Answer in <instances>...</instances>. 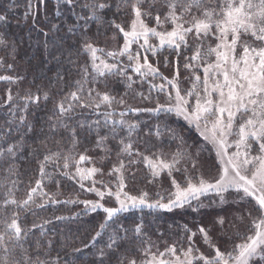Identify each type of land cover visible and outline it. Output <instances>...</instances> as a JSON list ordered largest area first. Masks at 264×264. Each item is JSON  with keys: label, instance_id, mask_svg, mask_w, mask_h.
Masks as SVG:
<instances>
[{"label": "snow or ice", "instance_id": "obj_1", "mask_svg": "<svg viewBox=\"0 0 264 264\" xmlns=\"http://www.w3.org/2000/svg\"><path fill=\"white\" fill-rule=\"evenodd\" d=\"M64 3L76 6L77 0H64ZM122 3L127 6L129 0H122ZM79 6L85 10L84 15L79 17V20L84 21V25L74 24L67 28V33L73 36L76 35L77 29L80 31L77 42L80 43L81 48L75 50V55L78 56L81 50L90 53L92 66L99 76H104L106 71L117 76H124L127 80V88L130 89L134 81L127 75L126 70L119 68L115 63L109 64L97 56L98 52L105 51L95 44V39L102 34L101 27L108 23L110 28L117 29L123 35V46L119 51H110L106 55L113 58L127 55L128 60L134 62V66L131 63L129 66L136 74L145 78L159 77L165 82L159 86L152 85V88L158 87L160 92L165 93L163 102L157 98L155 107L139 108L129 105L128 110L172 113L194 127L207 144L199 147L195 153L178 150L172 153L171 160H168L164 158L162 152H152L148 147L142 152L134 147L131 140L119 138L117 125L121 127V130L126 125L128 135L131 136L138 127L136 124L127 123L124 120L112 121V127L107 133L101 135L99 120L91 124L80 123L78 127L86 133V137H91L95 133L94 149L105 152L101 162L104 159H110L113 150L109 147L110 139L117 140L116 163L107 173L102 167L95 165L82 167L86 162L93 163V158L85 154L89 151L88 148H85L84 153L79 154L78 159L71 154V150L68 155L56 152L45 156L39 169L41 178L36 180L35 187L29 189L26 198L17 200L9 190L7 198L0 204V225H2L0 248L4 251V258L0 260V264H48L46 260L40 259L42 245L39 239L35 241V258L24 246V240L30 230L21 226L19 215L21 211L29 209L31 204L42 208L47 203H62L56 198L58 193L43 191V179L48 175L45 171L46 162L54 160H63L62 167L65 171L62 175L69 180H74L81 189L94 193L98 197L97 200H67L63 203H81L86 211L91 212L102 209L106 217L104 223L100 225L101 230L105 228L108 221H112L118 213L127 211L129 207H148L170 212L185 206L192 207L193 202H196L192 211L198 212L205 207L201 197L210 192L219 197L221 204L227 203V197L232 196L233 202L241 205L231 222L225 216L218 215L211 222V226L200 224L196 231L184 225L186 248L183 245L177 247L176 244H172L162 252L157 250L153 253L148 247L142 249V259L121 257L120 243L116 238L110 237V242L106 245L108 251L104 249L99 251L98 264H113V259L115 264H264V0H131L133 17L129 30H125V27L114 21H105V11L113 6L110 0H85ZM120 7V3H117L118 12ZM148 20H154L155 26L150 27ZM88 21H96L98 25L93 36L88 35ZM0 23H7L6 15H0ZM165 24L171 25V31L164 29ZM52 30L57 33L61 31L55 25L53 29H50ZM44 35L47 37L49 33L46 32ZM190 35L193 38L194 47H191V56H183L185 61L183 68L190 72L191 76L186 79H193V86L182 90L180 86V58L183 55L181 49L182 46L184 49L190 48L188 40ZM150 37L156 38L159 43H150ZM112 39H116L115 34ZM141 40L142 43H140ZM207 41L214 42L215 46L210 43L205 49L204 45ZM65 44L63 37H57L52 42V51L49 54L59 60L60 56L67 53L68 62L74 64L73 47L65 46ZM133 44H138L144 53L150 52L153 56L165 47L175 52L177 57L175 62L169 61L167 56L163 60L165 68L169 66V63H173L171 77L161 72L159 62L154 65L149 62L148 56L139 50L133 54L130 51ZM8 47V40L0 36V48ZM11 47L14 53L15 45ZM45 47L48 48L47 41ZM57 52L59 55L56 54ZM213 55L215 60H209L208 58ZM13 59H15L14 56ZM97 60L99 63H96ZM3 64L4 60L0 57V65ZM12 67V64H7V68ZM201 68L203 77L199 74ZM84 72L86 74L87 69ZM13 79L12 76L0 75V81L12 82ZM15 79L19 80L22 77ZM58 79L62 80L63 77L58 76ZM120 82L114 81L113 86ZM76 84V91L68 93L59 102H54V114L58 117V121L50 125L52 130L64 127L69 131L73 149L80 143L77 129L75 127L69 129L59 118L69 114L75 107L99 110L104 105L111 108L116 100V97L109 92H100L91 88L84 94L83 79L76 81ZM201 84L202 89L198 91L197 85ZM139 95L142 100L151 99L150 95L144 96L142 93ZM23 99L38 104L41 97L28 92ZM43 99L45 101L50 99L47 92L44 93ZM12 100L13 96L9 90L7 101ZM118 103L124 105L127 101L121 97ZM27 106L26 103L24 108L26 109ZM124 114L121 113L122 116ZM103 115L106 117L104 126L107 127L109 124L107 118L111 117L112 113L106 111ZM20 121L23 123L25 117L21 116ZM16 131L19 129L17 128ZM26 131L31 132L32 126L27 125ZM170 131L174 139H178L181 144L185 143L183 135H178L174 129ZM10 132L11 128L4 132V135L7 136ZM156 135H159L158 130ZM231 136L237 138L230 141ZM207 145H211V148ZM18 146V144H10L6 148L0 147V158H14ZM232 148L235 150L229 151ZM204 151L215 152V164L209 166L201 157ZM182 161L186 166L177 167ZM141 163L149 170L151 178L145 177L148 183H153L165 171L170 178V188L163 192H156L155 199L151 198L148 191L140 190L139 194L133 195L127 190L128 182L136 180V171L132 170L133 166ZM187 165H190V168ZM70 167H74L75 172H71ZM213 168H215L214 175ZM7 171L11 174L14 169L9 165ZM173 172L182 173L183 182L178 181L173 176ZM190 172L192 174H189ZM105 175L115 178V190L110 181L105 182L103 179L95 178L97 176L103 178ZM85 180L90 181V186L87 188H85ZM54 183L57 188L60 187L59 181ZM97 184L100 187H97ZM38 192L42 201L40 203L35 200ZM106 197H114L119 206H106L103 203ZM10 205L15 207L11 216H8ZM245 218L250 221L251 234L242 237V242L234 244L231 251H222L216 240L224 237L231 239L228 229L237 227V222L242 223ZM57 219H63V217H57ZM32 227L41 228V236L44 235L41 225L34 223ZM217 228L222 233V237L214 238L211 233ZM124 231L127 232V229ZM133 231L139 238L142 233V224H137ZM100 235L101 231H97L92 241L95 242ZM198 236L211 250L209 253L200 251L196 246L195 238ZM120 240L127 242V237H120ZM141 243H143L142 240ZM48 246L51 247V241H48ZM84 247L88 245L85 244ZM13 249L20 251L17 258L9 261L8 256Z\"/></svg>", "mask_w": 264, "mask_h": 264}, {"label": "trees", "instance_id": "obj_2", "mask_svg": "<svg viewBox=\"0 0 264 264\" xmlns=\"http://www.w3.org/2000/svg\"><path fill=\"white\" fill-rule=\"evenodd\" d=\"M85 0H77L76 6H69L64 3V0H0V15H6L7 23H0V36L6 38L9 42L7 49L0 48V57L3 58L4 64L0 65V75L12 76V82L0 81V147H8L10 144H18L14 158H0V204L7 198L9 190L11 195L17 200L26 198V194L31 187H35L36 180L40 179V164L44 162V157L51 153L59 152L62 155L71 154L79 158L80 153L85 152V148L89 151L85 153L93 158V163H84L82 167H102L104 172L116 163V144L117 140L109 141V147L112 148L110 159L101 158L105 156V152L100 149H94L95 133L91 137H86V133L81 130L78 125L80 123L91 124L97 120L101 122V135L108 132L112 127V121L124 120L127 123L136 124L138 127L128 135L126 125L121 130L117 125V130L120 134L119 138H124L126 141L131 140L135 148L140 151H145V148H151L152 152L164 153V158L171 160L172 153L178 150L195 153L199 147L206 145L204 139L198 131L190 126L187 121L181 117H176L172 113H153V112H133L128 110V106L139 108L155 107L157 98L164 101L165 93H162L157 88H152V85L159 86L165 83L159 77L152 78L141 77L136 74L130 63L134 66V62H130L127 55L116 56L115 58L106 55L110 51H119L123 42V35L114 27H109L105 23L101 27V35L95 39V44L98 48L104 49V53H97L100 59L106 60L107 63H115L119 68L125 69L127 75L132 77L134 83L132 87L127 88V80L124 76H117L106 71L104 76H99L92 66L90 53L80 51L79 55H75V50L81 48L79 40L80 31L73 36L67 33V28L74 24L84 25V21L79 20L81 15H84L85 10L79 5ZM112 7L105 11V21H114L121 24L128 30L131 19L133 17L130 2L126 6L122 0H110ZM120 3V11H117L116 4ZM146 7V6H145ZM149 26H155L154 20L147 21ZM58 26L61 31L55 32L53 26ZM88 35L93 36L97 30L96 21H88ZM164 29H171V25L165 24ZM49 33L45 37L44 33ZM116 35L113 40L112 36ZM57 37H63L67 45H72L74 64L68 62V54L60 56V59H54L49 53L52 51V42ZM189 49H184L182 46V57L180 58V74H181V89L186 90L189 84L193 83L190 77V72L183 68V56H191V47H194L192 36L188 37ZM48 42V48L45 47V42ZM207 41L204 47L214 42ZM15 45V52L12 51V45ZM139 50L144 55L148 56L149 62L154 65L158 63L161 72L165 76L171 77L173 71V63H169L167 68L164 67L163 60L167 56L169 61L175 62L177 57L175 52L165 47L153 56L150 52L144 53L143 49L137 48L134 44L130 50L133 54ZM59 55V53H56ZM13 56L15 59H13ZM143 61L141 60V63ZM96 63H99L97 60ZM7 64H12L11 69L7 68ZM87 69L85 74L84 70ZM115 72V70H113ZM199 74L203 75V69L199 70ZM62 76L63 79H58ZM22 77V79H15ZM95 77V80H93ZM84 80V94L91 89L100 92H109L110 95L116 97L111 108L102 105L99 110L92 108L75 107L73 111L59 120L66 124L68 128L75 127L78 133L80 143L73 149L70 141V133L64 127H58L55 130L50 129V125L56 124L58 117L54 114V102H59L68 93L77 90L76 81ZM121 81L114 84V81ZM105 85H108L107 87ZM11 91L13 100L7 101V95ZM171 90V89H168ZM39 95L41 100L38 104L27 102L23 97L28 93ZM47 92L50 99H43L44 93ZM151 96L150 100H142L139 95ZM95 93L93 92V95ZM123 97L127 103L122 105L118 103ZM27 103V108L24 106ZM111 112V117H108L109 124L104 126L106 117L104 112ZM125 113L123 116L121 113ZM25 117L22 123L20 117ZM51 118V119H49ZM31 125L32 131L27 132L26 126ZM11 128V132L5 136L4 132ZM19 131H16V129ZM170 129L176 130L178 135H183L185 143L181 144L178 139H174ZM157 130L159 135H156ZM208 148H210L207 145ZM149 154L150 153H146ZM201 157L207 161L208 165L215 164L214 154L209 151L201 153ZM9 165L14 169L13 173H9L7 169ZM63 160H54L46 162L45 171L48 174L43 179V191L48 193H58L57 199L62 203L52 204L47 203L44 207H37L36 204H31L29 209L23 210L19 215L21 226L29 231L28 236L24 240V246L35 258V241H41L40 259L46 260L48 264H98L99 251L104 249L108 251L106 245L110 242L109 238L114 237L120 243L119 253L121 257L129 256L132 258L142 259V249L151 248L153 253L164 251L168 245L176 244L177 247L183 245L187 247L185 239L186 233L184 225L192 231L200 224L211 226V222L218 216H225L231 222L234 215L237 214V209L241 206L233 202L232 196L227 197V203L221 204L219 197L215 193H208L201 197L205 207L198 212H193L192 207L196 206L193 202L192 207L185 206L184 208L173 209L172 211H164L161 209H150L148 207L131 208L127 211H121L108 221L103 230L100 225L104 223L106 214L102 209L95 212L86 211L81 203H63L67 200H97L98 197L94 193L87 192L81 189L79 184L74 180H69L62 175ZM183 161L177 167H185ZM190 168V165H187ZM133 171H136V180L129 181L128 191L133 195L139 194L140 190L148 191L151 198L155 199L156 192H163L170 188V178L167 171L161 173L160 177L153 183H148L145 177L149 179V170L143 163L134 165ZM214 170V168H213ZM71 172H75L74 167H70ZM189 174H192L191 172ZM173 176L178 181L183 182L182 173L173 172ZM97 180L103 179L105 182H111L113 190H115V178L105 175L95 177ZM54 181H59L60 187L57 188ZM15 182V184H13ZM85 188L90 186V181H84ZM97 187H100L97 184ZM234 195V194H233ZM37 203L42 202L39 192L35 196ZM215 201V203H212ZM108 207H118L114 197H106L103 201ZM210 205V206H209ZM15 206L8 207V216ZM63 217V219H57ZM41 225L44 235L41 236V228H33V224ZM137 224H142V233L139 238L134 234V228ZM250 221L245 218L241 222H237V227L229 228L226 237L216 240L217 245L222 251H231L234 244L242 242V237L251 234ZM127 229V232L124 231ZM2 230V225H0ZM97 231H101V235L96 238L95 242L92 237ZM211 235L222 237L219 229H215ZM127 237V242L120 240V237ZM7 240V238H6ZM141 240L143 243H141ZM196 246L200 251L209 253L211 250L198 236L195 238ZM48 241H51V247L48 246ZM87 244L88 247H84ZM11 249V245H9ZM80 249V251H75ZM127 249V250H126ZM19 249H13L8 256L9 261L17 258ZM4 258L3 248H0V260ZM113 264L115 260L113 259Z\"/></svg>", "mask_w": 264, "mask_h": 264}, {"label": "rangeland", "instance_id": "obj_3", "mask_svg": "<svg viewBox=\"0 0 264 264\" xmlns=\"http://www.w3.org/2000/svg\"><path fill=\"white\" fill-rule=\"evenodd\" d=\"M128 30H129V28H128ZM158 30H164V29H158ZM168 31H171V29H169ZM143 41L141 40L140 41V43H142ZM210 42V41H209ZM208 42V43H209ZM123 43H124V41L122 42V44H121V47L120 48H122V46H123ZM150 43H153V44H158L159 43V41L156 39V38H154V37H150ZM207 43V42H206ZM134 45V44H133ZM132 45V46H133ZM137 45V48H139V45L138 44H136ZM132 46H131V49H132ZM212 46H215V44L213 43V45ZM130 49V50H131ZM209 60H215V56L213 55L212 57H209L208 58ZM201 77H203V75L201 76ZM221 79H222V77H221ZM192 86H193V83L190 85L189 84V88L188 89H190V88H192ZM202 89V84L201 85H197V90L199 91V90H201ZM234 128H235V126H234ZM199 133V132H198ZM202 137V136H201ZM203 138V137H202ZM237 137L236 136H231V137H229V140L230 141H232V140H235ZM206 144H207V142L206 141H204ZM210 148H211V145H208ZM235 149L234 148H232V149H229V151H234ZM212 153L214 154V158H215V152L214 151H212ZM215 161H216V158H215ZM212 174L214 175L215 174V168H214V170L212 171ZM211 193V192H210ZM183 258V257H182Z\"/></svg>", "mask_w": 264, "mask_h": 264}]
</instances>
